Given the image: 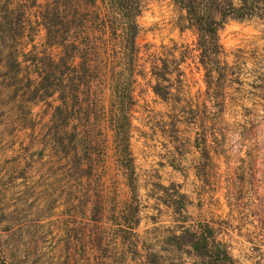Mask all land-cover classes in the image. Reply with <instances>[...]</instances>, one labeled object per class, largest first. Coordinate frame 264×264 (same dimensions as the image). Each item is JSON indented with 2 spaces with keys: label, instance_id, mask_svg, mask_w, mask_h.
<instances>
[{
  "label": "rangeland",
  "instance_id": "rangeland-1",
  "mask_svg": "<svg viewBox=\"0 0 264 264\" xmlns=\"http://www.w3.org/2000/svg\"><path fill=\"white\" fill-rule=\"evenodd\" d=\"M48 1L0 0V73L8 74L0 77V264L120 259L109 242L154 261L162 249L158 262L184 264L186 244L173 238L181 226L197 235L206 227L219 244L238 229L239 200L264 189V19L229 20L218 32L217 63L203 66L184 12L171 0H139L133 70L115 74L107 30L105 47L95 43L96 79L81 93L71 87L82 25L64 34L77 47L60 64L62 49L48 46L41 19ZM86 26L94 31L92 21ZM52 62L54 90L44 79ZM163 63L166 100L151 89V68ZM19 189L43 202L47 218L29 239L11 231Z\"/></svg>",
  "mask_w": 264,
  "mask_h": 264
},
{
  "label": "trees",
  "instance_id": "trees-1",
  "mask_svg": "<svg viewBox=\"0 0 264 264\" xmlns=\"http://www.w3.org/2000/svg\"><path fill=\"white\" fill-rule=\"evenodd\" d=\"M172 3L184 12V28L192 30L196 35L195 49L198 52L200 63L206 65L205 60L217 63L221 53L218 32L229 20H247L254 17L264 19V0H171ZM89 8H93L94 18L90 20ZM141 13L139 0H49L41 14V19L46 30V42L48 46H57L62 49L59 63H65L67 58H73L76 49V37L68 40L64 34L69 33L76 21L82 25L81 36L83 38L78 84H72V91L76 92L81 87V93H88V84L97 76L99 69L95 67V43L105 47L104 33L108 30L111 34L109 39L113 41V68L117 69L115 74L132 71L134 68L133 58H136L135 40L138 34L136 18ZM92 21L94 25L91 31L94 35L91 41V32L88 30L87 22ZM98 33V36L95 34ZM67 35V34H66ZM70 42V43H68ZM99 46V45H98ZM93 47V48H92ZM59 63L52 62L51 70L45 71L44 79L49 81L46 87L55 89V69ZM166 63L162 67L153 65L151 68L152 77L155 83L152 92L161 100H166L169 95L166 86L160 81H167L165 78ZM165 70V71H164ZM164 71V72H163ZM50 72V73H49ZM96 72V74L94 73ZM114 73V72H113ZM93 77V78H92ZM72 78V82L74 81ZM53 90L51 93H53ZM50 93V95H51ZM60 108H57V112ZM86 116L84 119L86 120ZM118 122V121H117ZM127 145V144H125ZM127 151L126 146L122 152ZM121 153V152H120ZM124 158H127L125 155ZM128 161H131L129 158ZM185 200V196H181ZM188 202H182L180 209H185ZM182 222H187L182 218ZM180 236L173 238L190 245L196 254L201 258L209 259L210 264H229L230 260L224 250H220L219 244L211 241V232L205 227L200 234H196L190 227L180 228ZM211 249V250H210Z\"/></svg>",
  "mask_w": 264,
  "mask_h": 264
},
{
  "label": "crops",
  "instance_id": "crops-1",
  "mask_svg": "<svg viewBox=\"0 0 264 264\" xmlns=\"http://www.w3.org/2000/svg\"><path fill=\"white\" fill-rule=\"evenodd\" d=\"M0 77L5 79L7 78V73H0ZM17 75V73H16ZM3 91H9L10 87L6 86V84H3ZM10 91H13V88L10 89ZM7 94V92H5ZM16 99L13 100L15 105L17 104ZM20 187V186H19ZM18 205L20 206L18 213L20 220L17 223V225L13 226V229L11 231L22 233L20 235V239H29L34 237L32 233L34 232V229L37 227L35 225L42 223L45 221L46 216L40 215V208L43 205V202L41 200H37L35 197L27 195L22 192V190L19 189L18 191V198H17ZM253 212L250 214L246 213V200H239V217L236 220V223L239 222L238 229L235 227H232L233 231H228V234H223V239H219L220 241V249H224L226 255L233 261L232 264H239V259L237 256L239 255V251L242 252L244 249V241L252 238L255 236V230L257 229L256 223L253 220L252 217ZM3 216L5 214L3 212L0 213V222L3 221ZM47 219V218H46ZM91 221L94 223H98V218L94 219L92 216ZM95 227V231H91V237L94 238V236L99 235L98 227ZM32 232V233H31ZM114 247V248H113ZM176 247V246H175ZM172 247L173 253L179 251V249L176 247ZM106 248L109 251L114 250L117 254L120 255V259H117L115 257H109L106 256L100 260V262H97V264H161L157 261L158 258H160L159 254H162V249H157L154 252V260L153 258L149 257L145 252L144 257L139 256H132V254L127 253V246L124 244H119V242L115 243H107ZM95 249L97 251L100 250V243L96 244L94 247L92 246V250ZM136 249V248H135ZM182 249H184V253L186 254V261L187 263L184 264H204L201 257H199L194 249L190 245L182 246ZM121 255L123 257H121ZM122 259V260H121ZM174 260L173 258L171 259ZM29 264V263H28ZM240 264H262V262H256L254 259H245L243 262H240Z\"/></svg>",
  "mask_w": 264,
  "mask_h": 264
},
{
  "label": "built area",
  "instance_id": "built-area-1",
  "mask_svg": "<svg viewBox=\"0 0 264 264\" xmlns=\"http://www.w3.org/2000/svg\"><path fill=\"white\" fill-rule=\"evenodd\" d=\"M252 212L257 229L255 236L243 242L244 249L242 252L239 251L237 256L239 264L245 259H254L264 264V189L256 194H250L246 200V213L251 215Z\"/></svg>",
  "mask_w": 264,
  "mask_h": 264
}]
</instances>
